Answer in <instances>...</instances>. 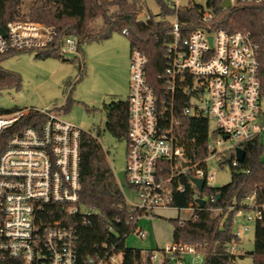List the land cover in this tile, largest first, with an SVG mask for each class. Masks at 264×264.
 Here are the masks:
<instances>
[{"label":"built area","instance_id":"2783aa9c","mask_svg":"<svg viewBox=\"0 0 264 264\" xmlns=\"http://www.w3.org/2000/svg\"><path fill=\"white\" fill-rule=\"evenodd\" d=\"M231 1L233 5L264 4V0ZM172 2L181 5L178 0ZM148 18L140 12L134 19ZM211 19L206 11L203 26L183 38L178 15L173 17L174 39L167 46V65L159 75L160 90L147 78L146 54L136 47L131 51L126 181L139 201L126 202L137 213V230L141 216L152 219L161 209L188 208L192 213L188 219L179 218L181 223L196 218L197 210L205 207L197 199L207 203L215 195H203L192 177L204 178V189L215 187L210 183L214 174L207 169L211 158L221 165L226 152L235 153L237 147L244 149V144L257 139L262 142L264 91L259 45L249 32L213 27ZM0 28L5 29V33L0 29V55L44 51L57 42L62 57L75 54L83 66L84 55L75 35L66 34L59 40L56 27L40 21L11 20ZM123 33L127 35L129 30L125 28ZM180 107L184 115L208 120V156L198 160L185 156L178 136L176 113ZM32 112L43 114L44 123L12 132L0 155V264H120L122 255L116 246H105V253L96 251L79 260L75 217L89 224L95 214L94 207L82 209L79 204L83 130L51 108L31 107L0 110V136ZM225 142L228 145L223 147ZM238 163L235 153L232 164ZM180 176H191L195 189L196 199L186 207L173 204L174 192L185 191L184 184L175 185ZM257 194L254 191L245 201L254 211L249 219L258 223L264 218V201H257ZM236 221L234 218V225ZM248 231L249 226L234 229L238 238ZM139 232L146 236L144 229ZM235 243L228 244L227 252L239 254ZM166 257L175 264H202L204 260L197 245L181 242L150 255L156 264H164Z\"/></svg>","mask_w":264,"mask_h":264},{"label":"trees","instance_id":"16d2710c","mask_svg":"<svg viewBox=\"0 0 264 264\" xmlns=\"http://www.w3.org/2000/svg\"><path fill=\"white\" fill-rule=\"evenodd\" d=\"M157 1L160 6L158 14L151 13L146 21H136L135 15L145 7L144 0H34L27 9L22 7L23 0H0V26H5L11 20L44 22L56 27L57 39L66 34L77 36L81 51L83 43L107 39L115 32L123 33L127 28L131 51L136 47L146 54L147 78L160 90L162 81L159 75L167 65V46L174 39L173 17L178 15L181 36L184 38L203 26L204 14L209 11L213 27H226L252 34L259 45L264 91V4L237 2L226 8L222 6L224 0H207L205 5L189 0L184 6H175L171 0ZM99 20L102 25L97 27ZM22 52H34L36 57H62L57 42L44 51L1 54L0 89L21 86L20 76L4 68L2 62L8 56ZM103 110L106 113V129L118 138L127 139L128 99L104 103ZM182 112L183 108L180 107L176 115L179 118L178 136L185 148V156L192 160L208 156V120L187 116ZM44 121L45 117L40 112H32L19 120L0 136V155L12 132L27 125L39 127ZM80 145L79 204L82 209L94 207L95 214L90 217L89 224L75 217L79 234V260L83 261L96 251L105 253V246L107 249L116 246V251L122 255L120 264H156L150 255L155 250L163 251V248L137 249L126 246V238L137 231V213L131 211L127 204L99 139L83 131ZM243 146L246 149L245 159L236 166L232 164L235 160L233 151L223 155L221 166H230L231 180L223 186L203 190V195L214 194L215 200H208L203 209L197 210L196 218L183 223L177 217L170 218L173 242L197 245L204 255L202 264H240L244 254H232L226 250L228 244L240 240L234 232V218L240 210L248 208L245 198L254 191L258 193L256 200L264 201V144L257 139ZM190 180L191 176H180L175 182V185L180 182L185 186V191L174 192L175 206L186 207L195 201V189ZM213 208L220 209V213H215ZM251 255L252 264H264V218L257 223L255 250ZM164 264L175 262L166 257Z\"/></svg>","mask_w":264,"mask_h":264},{"label":"rangeland","instance_id":"374dc122","mask_svg":"<svg viewBox=\"0 0 264 264\" xmlns=\"http://www.w3.org/2000/svg\"><path fill=\"white\" fill-rule=\"evenodd\" d=\"M34 0H23L22 7L27 9ZM173 1V0H172ZM175 1V0H174ZM206 4L207 0H193ZM143 16L158 14L160 6L157 0H144ZM189 0H178L186 5ZM102 21H97L100 27ZM130 40L124 33L115 32L107 39L89 41L82 44L84 63L76 60V55L59 57L50 55L36 57L34 52H22L2 62V66L15 72L21 78V86L0 89V110L11 111L22 108H51L59 116L72 122L83 131L96 136L107 156L118 182L127 200L139 201L135 190L126 181L127 147L126 138H118L106 129L104 103L112 100H126L130 94L131 72ZM65 58V59H64ZM57 107V108H56ZM264 112V94L262 97ZM264 143V133L262 135ZM228 145L225 142L223 147ZM207 169L213 173L211 185L220 187L231 180L232 172L228 164L222 167L215 158L208 161ZM220 213V211H218ZM192 212L188 208L161 209L152 219L141 216L139 228L126 238V246L137 249H159L173 243V224L170 218L188 219ZM254 211L243 208L237 215L234 229L249 226L239 241L235 243L239 254H244L240 264H252L251 253L255 250L257 220L249 219ZM144 229L145 237L139 230Z\"/></svg>","mask_w":264,"mask_h":264},{"label":"water","instance_id":"95a60500","mask_svg":"<svg viewBox=\"0 0 264 264\" xmlns=\"http://www.w3.org/2000/svg\"><path fill=\"white\" fill-rule=\"evenodd\" d=\"M232 1L231 0H224L223 3H222V6L223 7H226V8H230L232 6ZM1 31L3 33H5V29L4 28H0ZM246 149H243L241 147H237L236 150H235V153H236V159L239 161V162H242L244 159H245V155H246ZM192 180L195 182L197 188L199 189V191H203L204 190V187H205V179L204 178H197V177H192ZM220 196V194L218 195V197ZM197 202L199 203V205L201 207H204L206 205V200L203 199V198H198L197 199Z\"/></svg>","mask_w":264,"mask_h":264},{"label":"crops","instance_id":"0c3cea01","mask_svg":"<svg viewBox=\"0 0 264 264\" xmlns=\"http://www.w3.org/2000/svg\"><path fill=\"white\" fill-rule=\"evenodd\" d=\"M131 48V47H130ZM131 51V50H130ZM128 99V98H127ZM57 108V107H56Z\"/></svg>","mask_w":264,"mask_h":264}]
</instances>
